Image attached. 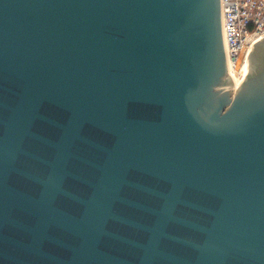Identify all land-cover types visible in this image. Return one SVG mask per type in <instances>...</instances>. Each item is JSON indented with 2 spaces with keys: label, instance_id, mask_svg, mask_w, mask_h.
<instances>
[{
  "label": "water",
  "instance_id": "1",
  "mask_svg": "<svg viewBox=\"0 0 264 264\" xmlns=\"http://www.w3.org/2000/svg\"><path fill=\"white\" fill-rule=\"evenodd\" d=\"M0 264H264V37L236 86L220 0H0Z\"/></svg>",
  "mask_w": 264,
  "mask_h": 264
},
{
  "label": "built area",
  "instance_id": "2",
  "mask_svg": "<svg viewBox=\"0 0 264 264\" xmlns=\"http://www.w3.org/2000/svg\"><path fill=\"white\" fill-rule=\"evenodd\" d=\"M220 6L227 69L234 81L243 76L252 44L264 37V0H220Z\"/></svg>",
  "mask_w": 264,
  "mask_h": 264
},
{
  "label": "bare ground",
  "instance_id": "3",
  "mask_svg": "<svg viewBox=\"0 0 264 264\" xmlns=\"http://www.w3.org/2000/svg\"><path fill=\"white\" fill-rule=\"evenodd\" d=\"M246 68H247V62H246V64L243 66V76H244V74H245V72H246ZM243 76L240 77V78L237 77V78L234 79V83H235L236 86L239 84V82L241 81V79L243 78Z\"/></svg>",
  "mask_w": 264,
  "mask_h": 264
}]
</instances>
